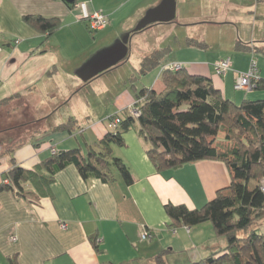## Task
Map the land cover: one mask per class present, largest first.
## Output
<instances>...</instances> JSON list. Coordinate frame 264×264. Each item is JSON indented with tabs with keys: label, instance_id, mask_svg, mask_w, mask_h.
<instances>
[{
	"label": "crops",
	"instance_id": "obj_1",
	"mask_svg": "<svg viewBox=\"0 0 264 264\" xmlns=\"http://www.w3.org/2000/svg\"><path fill=\"white\" fill-rule=\"evenodd\" d=\"M80 1H87L91 11H102L109 18L97 39L89 35L88 23L78 18L80 10L64 0H0V103L10 99L8 104L16 110V121H23L7 125L11 117L0 115V184L12 167V159L26 170L51 178L44 163L54 157L53 148L56 152L79 149L82 156H87L110 131L109 118L129 112L136 102L137 95L134 100L129 92L120 91L113 99L117 112L104 117V99L98 96L104 91L94 89L92 95L82 97L88 86H99L101 76L85 81L80 69L100 50L134 33L145 14L163 0ZM175 1L174 22L157 23L140 31L169 27L171 42L165 37L167 41L160 46L140 52L139 62L142 64L156 50L166 53L179 47L191 51L189 59H164L161 71L164 65L182 63L190 73L211 78L224 97L236 102L240 99L234 87L238 73L247 72L251 64L238 66L230 56L203 59L201 53L208 44L190 34L201 23L196 8L202 0ZM183 3L189 9L182 11ZM227 5L232 8L231 1ZM236 6L242 13H249L247 21L255 26L247 39H241L244 49L252 56L254 51L264 52V1L252 0L250 5L245 1ZM26 15L59 18L61 26L47 39L46 33L24 20ZM226 18L233 21L232 17ZM174 24L190 30L187 43L183 38L181 41L179 28L171 26ZM190 39L205 47L190 44ZM132 47L117 67L131 59L134 44ZM226 58H231L232 67L220 75L215 66ZM259 72L264 78V68ZM152 86L158 88L157 82ZM256 89L245 98L264 99L263 90ZM22 128L30 132L10 149V140H6L9 131ZM124 139V146L112 144V156L129 167L134 177L131 185L116 169L115 179L105 182L94 177L85 179L75 164H69L53 175L47 189L30 181L23 184L22 194L0 192V264H8L12 256H17L20 264H158L160 255L164 256V264H191L227 246L211 222L190 227V231L184 226L172 230L165 210L167 203L200 208L218 190L230 186L232 175L226 163L207 159L158 170L147 155L149 144L138 130L130 129ZM64 223L66 228L62 227ZM144 231L152 237L143 239Z\"/></svg>",
	"mask_w": 264,
	"mask_h": 264
},
{
	"label": "trees",
	"instance_id": "obj_2",
	"mask_svg": "<svg viewBox=\"0 0 264 264\" xmlns=\"http://www.w3.org/2000/svg\"><path fill=\"white\" fill-rule=\"evenodd\" d=\"M64 1L71 7L79 3V0ZM24 20L46 33L47 39L61 26L59 18L26 15ZM80 20L88 23L85 19ZM189 43L205 47L195 39H190ZM164 54V51L156 50L146 56L141 64L142 75L158 66ZM161 77L164 92L141 89L135 103L140 115L134 117L129 109L126 117L120 114L111 116L110 119L120 117V124L110 128L97 143L98 148L90 149L87 156H82L79 149L54 153V157L44 163V168L52 174L51 178L26 170L12 159V167L0 184V192L12 190L22 194L23 184L30 181L36 182L40 189H47L53 182V175L69 164H75L83 178L94 177L105 182L115 179L116 169L125 183L131 185L134 177L129 167L120 158L112 156L111 147L112 144L124 146V134L137 126L139 134L149 144L147 155L158 170L207 159L223 161L230 169V186L218 190L215 197L202 207L165 205L172 230L211 222L216 234L227 239L228 244L223 250L191 264H264V233L254 227L264 218L261 183L264 179V99H246L238 105L224 97L211 78L192 74L186 67L164 70ZM255 85L254 89L264 88L261 75ZM9 101L1 102L0 106ZM157 262L164 264V256L160 255ZM8 264L20 263L17 256H12Z\"/></svg>",
	"mask_w": 264,
	"mask_h": 264
},
{
	"label": "rangeland",
	"instance_id": "obj_3",
	"mask_svg": "<svg viewBox=\"0 0 264 264\" xmlns=\"http://www.w3.org/2000/svg\"><path fill=\"white\" fill-rule=\"evenodd\" d=\"M228 1H231L232 8L230 7V5H227ZM245 1L249 3V5L252 3V0H202V4L200 3V8H198V6L196 8V11H199L198 13L202 17L200 20H198L201 21V23L194 26L193 32H190V30L188 31L187 27H177L176 24L171 26H176L175 28H179L178 30L180 31L178 36L181 38V41L183 38V40L186 42L190 32V34L193 33V38H196L198 40L200 39L201 42H205L206 44H208V47L205 48L206 50L204 52L201 53L199 51L203 55V59H215L221 56H230L233 59L234 63H237L238 66H250V64H252L251 61L255 60L258 63L259 69L261 71L262 68H264V52L257 51L256 53H253L252 56V53L248 52L242 47L243 45L241 39L243 41L244 38L247 39L252 33V30L255 28L253 23L247 21L249 13H242L238 6H236L238 3ZM180 8H183L182 11L189 9L187 3L180 4ZM75 10L78 11L79 9L75 7ZM231 10H234L232 16H230L229 14ZM226 17H232L233 21ZM178 19L179 18H177V20ZM167 28L169 27H160L159 29H155L154 27V29H151L150 31L142 33L140 32L139 34L137 33L136 35H134L132 41L134 43L131 42V49L133 48L132 45L134 44L133 55L131 56V59L127 61L126 65L121 67H113L112 69L99 75L101 76V79H98V84L100 87L98 86L96 88L94 87V85L88 86L87 89L83 90L82 97L92 95L94 89H100L101 91H104V95L98 96H102L104 99V111L102 113L104 117L107 118L108 116H110V114L117 112V110L113 109V99L114 95H116L120 91L129 92L130 94H132L134 100L137 92H139L143 88L155 89L159 93L164 92L165 89L163 78H159V72L161 71V66L163 65L162 61H164V59L165 61L171 62L178 61V59L186 58L187 54H189L191 51H187L186 49L182 50L179 47L174 50L166 51V53L164 54L165 58L163 57L160 64L145 75H142V73L139 71L141 67V62H139V55L142 51H148L149 48L160 46L161 42L167 41L168 39H170L171 42V38L169 36V31ZM98 34L99 31L92 32L90 30L89 32V35L95 39H97ZM174 35L177 36V33H175ZM165 37H167V40L164 39ZM141 45L142 47L137 50V48H139ZM187 59L189 58L187 57ZM154 82H157L158 88L152 86ZM106 86H108V88H106ZM256 90H263L262 92H264V88ZM236 91L238 94H240V99L236 101L238 105H242L244 100L249 99L245 98V96L249 95L251 91ZM242 96L243 98H241ZM0 109V115L8 118L11 117V119L8 120L7 125L16 126L17 124H21L23 122L16 121V110H11L9 104L0 106ZM129 113L130 112H124L121 115L126 117L127 115H129ZM136 128L137 126H135V128H131V130H137ZM29 132L30 129L25 130L24 128L19 131L10 130L8 137H6V140H10L9 148L23 141ZM24 134L26 136L21 137ZM254 227H258L259 231L264 230V218L258 220L254 224ZM240 234L243 235L244 232H240Z\"/></svg>",
	"mask_w": 264,
	"mask_h": 264
},
{
	"label": "water",
	"instance_id": "obj_4",
	"mask_svg": "<svg viewBox=\"0 0 264 264\" xmlns=\"http://www.w3.org/2000/svg\"><path fill=\"white\" fill-rule=\"evenodd\" d=\"M75 2L76 0H66ZM176 18V1L163 0L159 5L151 8L137 25L135 32H140L157 23H171ZM134 32V33H135ZM134 33H129L114 44L103 48L90 58L80 69L81 77L85 81L94 79L104 72L116 67L126 60L131 48Z\"/></svg>",
	"mask_w": 264,
	"mask_h": 264
},
{
	"label": "built area",
	"instance_id": "obj_5",
	"mask_svg": "<svg viewBox=\"0 0 264 264\" xmlns=\"http://www.w3.org/2000/svg\"><path fill=\"white\" fill-rule=\"evenodd\" d=\"M77 8H79L80 13L78 15L79 19H85L88 21L90 29L92 31H98L103 28H105L109 23L108 16L102 12V11H91L88 6L87 1H81L76 5ZM184 64L182 63H170L167 65H164L162 67V71L170 69V70H179L184 68ZM216 71L220 75L226 74L228 70L232 67V61L231 58H226L221 61H219L216 64ZM260 80V72L258 65L255 61L252 62L251 67L247 72H241L238 73V77L235 82V89L236 90H242V91H252L256 87V83ZM136 103V102H135ZM135 103L130 106V112L134 117H138L140 115V111L138 107L135 105ZM121 122V118L116 116L113 119L108 120L109 128H115L117 125H119ZM53 152L56 153V149L53 148ZM7 182V180L5 181ZM262 190L264 192V179L262 180ZM62 227L66 228L67 224L64 223ZM188 231H190V227H186ZM152 237V234L149 231H144L142 234L143 239H150ZM16 240V238H14Z\"/></svg>",
	"mask_w": 264,
	"mask_h": 264
}]
</instances>
